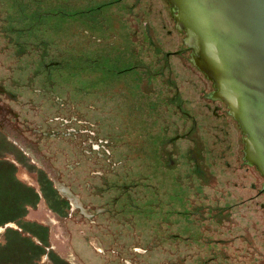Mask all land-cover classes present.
I'll return each mask as SVG.
<instances>
[{"label":"rangeland","instance_id":"1","mask_svg":"<svg viewBox=\"0 0 264 264\" xmlns=\"http://www.w3.org/2000/svg\"><path fill=\"white\" fill-rule=\"evenodd\" d=\"M125 38L139 66L126 74L112 62ZM178 48L156 0H0V81L13 92L0 128L22 148L0 139V156L41 195L27 219L48 226L58 261L264 264V194L186 53L162 66ZM80 56L101 58L98 76L81 75Z\"/></svg>","mask_w":264,"mask_h":264},{"label":"water","instance_id":"2","mask_svg":"<svg viewBox=\"0 0 264 264\" xmlns=\"http://www.w3.org/2000/svg\"><path fill=\"white\" fill-rule=\"evenodd\" d=\"M264 194V0H156Z\"/></svg>","mask_w":264,"mask_h":264},{"label":"flooded vegetation","instance_id":"3","mask_svg":"<svg viewBox=\"0 0 264 264\" xmlns=\"http://www.w3.org/2000/svg\"><path fill=\"white\" fill-rule=\"evenodd\" d=\"M99 8L100 7H98V9L97 10H99ZM28 28V27H27ZM26 28V29H27ZM126 39V38H125ZM115 41V42H114ZM113 41V44H114V49H115V59H114V57H113V60L114 61H112V62H115V63H117V64H119V65H121V64H125V66H123V68H122V66H121V68L120 69H118L119 70V72H123V73H129L128 71L129 70H133V68H136V67H139L138 65H137V63H136V59H132V58H134V55H133V57L131 56V53H126L125 51H124V48H126V47H128V46H130L131 45V43H132V40H129V39H126V41L124 42V46H122V42H121V40H114ZM183 53H185V51H184V49L183 48H178V49H176V50H174V51H169V50H167V51H165V53L163 54V64H162V66L163 67H167L168 66V62H169V58H170V56L171 55H182ZM127 54V55H126ZM122 56H128V59L126 58V57H124V59H122ZM81 57V61H82V70H81V75H85V77L87 78V77H90V76H92L93 74H95V75H97L98 74V70L95 68L96 67V65L101 61V58H97V59H93V60H90L89 61V59H87L88 58V56H86V57H82V56H80ZM85 58V59H84ZM190 61V60H189ZM39 62H38V69H37V72H38V75H39ZM43 67H44V69H45V72H47V70H49V68H45V67H47L46 65H43ZM89 71H91V73L92 74H87L86 72H89ZM49 72H50V70H49ZM163 73V72H162ZM87 74V75H86ZM114 74H116L115 72H114ZM50 75L49 74H47V77H49ZM98 76V75H97ZM139 77L141 78L142 77V75H141V72H140V75H139ZM50 79V78H49ZM127 80H124V82H126ZM116 83H117V81H116ZM90 89H94V88H90ZM117 89H118V92H120V91H123V92H126L127 90V87L126 88H123L122 86H120V85H118V87H117ZM86 90H88V88L86 87V88H82V91H84V92H86ZM176 93H177V88H176ZM2 96H6V100L10 97V98H12L13 97V92L5 85V83L4 82H2V81H0V99L2 98ZM5 99H1V100H3V101H0V115L2 116V118H5L6 117V115L4 114V113H7V114H9L10 112H8V109H9V107L7 106V103L5 102L6 100ZM171 100H172V102L174 103V102H176L174 99H172L171 98ZM179 103H180V101H179ZM176 106L178 107V109L180 110V111H182V114H185L186 112L185 111H183L184 110V108L180 105V104H177L176 103ZM185 112V113H184ZM187 115H188V113H186ZM16 118V117H15ZM87 122H88V120H86ZM22 126H24V124H19V123H17V125H15L14 124V122L13 121H11V122H8V129L9 130H11V129H13V128H17V127H19V129H17L18 130V135H14L13 137H14V139H18L19 141H22V142H24V141H30L31 142V139H29V138H27V137H25V129L23 128H21L20 129V127H22ZM10 127V128H9ZM39 131H41V130H39ZM186 135V134H185ZM186 137H188V138H191L192 140H194L193 139V137H189V135H187ZM0 139H3L5 142L6 141H8L9 142V144L12 146H14L15 148L17 147L18 149L20 148V149H22L19 145H18V143H16V141H14L12 138H10L6 133H5V130H2L1 128H0ZM21 139V140H20ZM168 139V138H167ZM167 141V140H166ZM171 141L172 142H174V140H172L171 139ZM170 141V142H171ZM7 142V143H8ZM168 142V141H167ZM197 142V141H196ZM32 143V142H31ZM165 146V142H162V149H163V147ZM19 149V150H20ZM98 150V149H97ZM96 150V151H97ZM190 150L192 151V149L190 148ZM95 151V152H96ZM166 154H164V156H165V158H166V156L168 155V153H169V150H166V152H165ZM25 153L23 152V155H24ZM194 155V154H193ZM1 157L3 158V160H5L6 162H8L9 164H12V166H13V169H14V176H15V178L19 181V182H22L23 184H25V185H27V186H29V187H32L33 188V190H36V188L34 187V186H31V185H29V184H27V183H25L24 181H22V180H20L19 179V177L17 176V165H16V162H15V160H13L12 158H10L11 157V155L10 154H3V155H1ZM30 160H32V159H30ZM194 165L197 167V168H199L200 169V173L199 174H201V175H204L205 174V172H207L206 171V168L205 167H202V165L200 164V163H198V161H197V159H196V157L194 156ZM199 165V166H198ZM164 168L165 169H168V168H170V166L168 165V162H167V159H166V163H164ZM60 191L62 192V193H65V195H66V198L70 201V203L69 204H71V207H73V208H76V209H79L80 211H81V214L82 215H84L85 217H87V218H90V216L91 217H93V214H90L89 212H88V210L90 211V210H93V211H91V212H93L94 213V208H92V206H89L88 207V209H86L83 205H82V203H81V201H80V199L78 198V196H76L75 194H73L67 187H64V186H61L60 187ZM123 191H126V190H124L123 189ZM262 191V190H261ZM36 194H37V192H35ZM37 196H38V201L40 200V197H41V195L40 194H37ZM38 201L35 203L36 205H37V203H38ZM66 201V200H65ZM68 202V201H67ZM35 205V206H36ZM29 206L31 207V205H26V213H25V215H24V217H25V219L26 220H29V219H27V212H28V209H29ZM113 207V206H112ZM52 208V207H51ZM101 209V208H100ZM99 209V210H100ZM103 209V212H108L109 211V208L108 207H103L102 208ZM98 210V211H99ZM55 212L56 214H58L59 213V211L58 210H56L55 208L53 209L52 208V212ZM167 213L169 212V211H166ZM32 221H34V220H32ZM4 226H2V225H0L1 227H3V230L2 231H0V234L1 233H3V231H4V229H5V225L7 226V227H9L8 225H10V222H8V223H6V224H3ZM14 228H19L18 226H16V227H14ZM46 228H47V240H48V244H50V242H49V230H48V226H46ZM36 240V239H35ZM47 248H50V249H52L51 248V246L49 245H47ZM50 249H46V251L47 250H50ZM53 250V249H52ZM54 251V250H53ZM55 252V251H54ZM55 254L58 256L59 254L57 253V252H55ZM60 256V255H59ZM41 257H46L47 259L49 258L48 257V255H47V253H45V254H43V255H41ZM40 257V261L42 260V258ZM49 260V259H48ZM51 263V262H50ZM67 263V262H66ZM68 264V263H67Z\"/></svg>","mask_w":264,"mask_h":264},{"label":"trees","instance_id":"4","mask_svg":"<svg viewBox=\"0 0 264 264\" xmlns=\"http://www.w3.org/2000/svg\"><path fill=\"white\" fill-rule=\"evenodd\" d=\"M98 9V8H96ZM56 15V13H54ZM4 166L11 167L9 171V180L5 179V168ZM19 182L14 176V169L12 164H9L0 156V225L6 224L8 222H13L19 228L5 227L3 233L0 234V264H17L20 261V264H38L40 261L41 255L47 253L48 259L52 264L57 262L58 264H66L58 261L56 257H58L54 252L47 250L48 240L46 239V245L41 244L40 241L35 240V238L29 234L28 232L22 229V225L20 221L25 222L24 220L26 209L18 203L17 199H20L21 202L31 201L34 202L36 198H38L37 194L34 192L33 197H29L33 189L31 187H27V185ZM31 191V192H30ZM28 204V203H25ZM34 204V203H33ZM22 226V227H21ZM16 229V230H15ZM45 236L44 233L42 235L44 238H47V228ZM8 230H13L18 232L25 239L31 241L34 246H39L40 251H36V249H32L35 251H27L24 250L21 253H15L16 249L14 241L11 237L7 238ZM18 230V231H17ZM7 235V236H6ZM37 252V253H36ZM53 260V262H52ZM31 261V262H30ZM63 261V260H62Z\"/></svg>","mask_w":264,"mask_h":264},{"label":"crops","instance_id":"5","mask_svg":"<svg viewBox=\"0 0 264 264\" xmlns=\"http://www.w3.org/2000/svg\"><path fill=\"white\" fill-rule=\"evenodd\" d=\"M25 186V185H24ZM28 187V186H27ZM31 192V191H30ZM35 192V191H34ZM34 192L32 191L31 194ZM33 194L31 195V197H33ZM47 197L52 200V201H55L56 204H57V199L54 195L50 194L48 195L47 194ZM18 200V203L21 204V206H23L25 209H26V205L25 203H28V205H31V207H35V203L38 201V199L36 198V200L34 202H31V201H24V202H21L20 199H17ZM34 203V204H33ZM56 204L52 207H55ZM50 205V204H49ZM25 222L23 221H20L22 229L26 232H28L29 234H31L37 241H40L41 244H45L46 245V237L44 238L45 236V227L47 225H44L42 223H39L37 221H32V220H24ZM13 229V228H12ZM16 230V229H15ZM18 231V230H17ZM8 235L7 238L9 239V237H11L14 241V244H15V247L16 249L14 251H16L15 253H21L23 252L24 250H29V251H33L32 249H36V251H40V248L39 246H34L31 241H29L28 239H25L23 237H20L21 235L16 231H13V230H8ZM42 233H44V236L42 235ZM35 253V251H33ZM37 253V252H36ZM31 262V261H30ZM12 264H14L13 262H11ZM17 264H20V261H18ZM55 264H58L57 262H55Z\"/></svg>","mask_w":264,"mask_h":264}]
</instances>
